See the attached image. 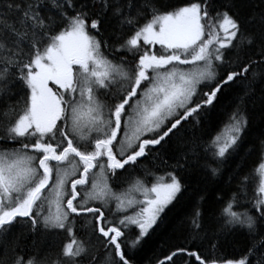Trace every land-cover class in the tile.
Segmentation results:
<instances>
[{
	"label": "snow or ice",
	"instance_id": "6c2138e0",
	"mask_svg": "<svg viewBox=\"0 0 264 264\" xmlns=\"http://www.w3.org/2000/svg\"><path fill=\"white\" fill-rule=\"evenodd\" d=\"M256 117L264 0H0V264H135ZM255 147L149 264H264V128Z\"/></svg>",
	"mask_w": 264,
	"mask_h": 264
},
{
	"label": "trees",
	"instance_id": "16d2710c",
	"mask_svg": "<svg viewBox=\"0 0 264 264\" xmlns=\"http://www.w3.org/2000/svg\"><path fill=\"white\" fill-rule=\"evenodd\" d=\"M230 97L231 93H226L225 96L222 97L221 103L226 105ZM209 121L213 129L219 124L220 120L215 110L210 114ZM262 128H264V125L261 124L259 117L250 121V128L245 136L244 147L242 148L241 153L235 157L225 169L224 175L216 181H210L203 171L198 175H193L188 178V191L181 198L180 204L168 213L165 218V223L161 228L151 237L146 238L143 245L136 250L135 255L133 256L135 264H149V262H154L157 256L162 255V253L167 250V244L170 240L172 242H178L177 237L179 233L172 231L173 223L182 213L188 211L197 195L204 189H207V196L203 202L205 215L208 216L213 211L215 204L212 193L216 188L222 186L227 173L237 165L241 167L242 171L249 172L257 163L258 156L255 146L258 143V137ZM140 175H142V173H140ZM242 247V238L236 236L231 241L225 242V254L231 256L234 252H239Z\"/></svg>",
	"mask_w": 264,
	"mask_h": 264
}]
</instances>
